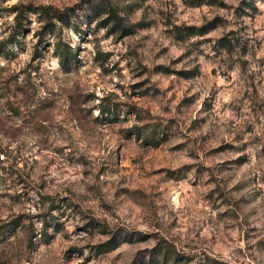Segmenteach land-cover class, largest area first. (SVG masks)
Listing matches in <instances>:
<instances>
[{"label": "rangeland", "instance_id": "rangeland-1", "mask_svg": "<svg viewBox=\"0 0 264 264\" xmlns=\"http://www.w3.org/2000/svg\"><path fill=\"white\" fill-rule=\"evenodd\" d=\"M0 43V264H264V0H0Z\"/></svg>", "mask_w": 264, "mask_h": 264}, {"label": "trees", "instance_id": "trees-1", "mask_svg": "<svg viewBox=\"0 0 264 264\" xmlns=\"http://www.w3.org/2000/svg\"><path fill=\"white\" fill-rule=\"evenodd\" d=\"M203 3H205V2H199V4H203ZM104 9H105V11L110 10L109 13H110L112 19L116 20V26L119 27V29H122V30L127 29L126 26L122 22V18L116 13V11L114 10L113 7H111V6L109 8L104 7ZM69 10L73 11V8H71ZM72 13H74V11ZM46 15L48 18H51V19L53 17V16H51L49 11L46 12ZM53 15H55V17H58L59 20L65 22V23H68V22L70 23V19H71L72 14L69 15L68 12L55 11V14H53ZM51 25H53V24L51 22H49L48 25L45 27V29L48 30ZM133 27L134 26H132V28L129 29L128 33L133 32ZM189 29L192 30L194 28L189 27ZM205 29L206 28H201L200 33H205V31H206ZM192 33H195V32H192ZM1 46H2V44L0 43V47ZM57 49L60 53L61 63L65 66H68L72 62L73 59L75 60L77 58L76 54L72 51V49L69 48V46H67L62 41L57 42Z\"/></svg>", "mask_w": 264, "mask_h": 264}]
</instances>
